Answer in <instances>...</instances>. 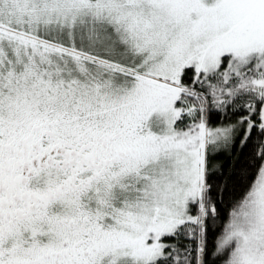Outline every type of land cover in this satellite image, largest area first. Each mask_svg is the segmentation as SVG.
Instances as JSON below:
<instances>
[{"label":"snow or ice","instance_id":"obj_1","mask_svg":"<svg viewBox=\"0 0 264 264\" xmlns=\"http://www.w3.org/2000/svg\"><path fill=\"white\" fill-rule=\"evenodd\" d=\"M0 264H264V0H0Z\"/></svg>","mask_w":264,"mask_h":264}]
</instances>
